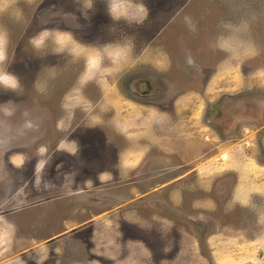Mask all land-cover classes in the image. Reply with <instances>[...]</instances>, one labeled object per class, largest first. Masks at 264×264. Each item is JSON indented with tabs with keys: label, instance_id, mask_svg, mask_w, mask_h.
Here are the masks:
<instances>
[{
	"label": "rangeland",
	"instance_id": "obj_1",
	"mask_svg": "<svg viewBox=\"0 0 264 264\" xmlns=\"http://www.w3.org/2000/svg\"><path fill=\"white\" fill-rule=\"evenodd\" d=\"M0 264H264V0H0Z\"/></svg>",
	"mask_w": 264,
	"mask_h": 264
}]
</instances>
